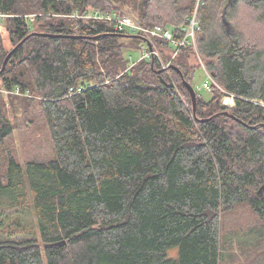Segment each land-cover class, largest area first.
Returning <instances> with one entry per match:
<instances>
[{
  "label": "trees",
  "instance_id": "16d2710c",
  "mask_svg": "<svg viewBox=\"0 0 264 264\" xmlns=\"http://www.w3.org/2000/svg\"><path fill=\"white\" fill-rule=\"evenodd\" d=\"M229 1L0 0L2 64L21 43L0 74V264H221L224 215L246 204L264 223V0ZM126 6L178 40L197 7L196 45L218 59L207 67L220 86L209 100L197 91L196 112L183 84L192 45L173 60L181 72L130 67L144 37L60 15ZM154 43L165 58L176 48ZM20 123L45 126L52 156L22 164L10 141ZM29 208L36 228L21 218ZM242 233L255 244L241 251L264 242V227Z\"/></svg>",
  "mask_w": 264,
  "mask_h": 264
},
{
  "label": "rangeland",
  "instance_id": "374dc122",
  "mask_svg": "<svg viewBox=\"0 0 264 264\" xmlns=\"http://www.w3.org/2000/svg\"><path fill=\"white\" fill-rule=\"evenodd\" d=\"M200 0H197V7ZM236 1V0H235ZM197 7L195 8L196 16L198 15ZM125 10H131L129 13H131L133 16H137L138 12L132 10V8L126 6ZM101 13H105V11H101L99 9H90V10H84L81 11L80 9H75L69 13H63L60 14L62 16L68 17L70 19H73L77 21V24L80 22H91V21H97V18H99ZM137 12V13H136ZM92 15V17H90ZM31 20L35 19V15L29 16ZM97 17V18H95ZM99 21H107L104 19H99ZM198 21V19H197ZM113 23V21H110ZM242 23H246L245 17H243ZM114 25V23H113ZM224 27V25H223ZM245 27V26H244ZM235 28V27H234ZM225 29V28H224ZM246 30V29H244ZM129 31V30H127ZM196 31L195 30V37H196ZM236 31V29H235ZM234 31V32H235ZM131 33V32H130ZM194 37L195 44L193 46V53H190L188 56V60L190 62V65L193 66L195 69V79L193 82V86L196 89V91H199L200 94L203 95V97L207 100H209L212 97V92L210 89L202 87L205 80H210V77L208 76L207 72L205 71V68L210 72V70L207 67V64L210 62H216L218 63L217 58H207L204 57L198 50L196 45V38ZM145 42V41H144ZM127 48L125 52L128 51ZM161 51V50H160ZM145 53V50L140 49L136 50L134 53L135 58L141 57ZM163 58L165 59L164 54L162 53ZM172 56V54H171ZM178 56L175 57L177 59ZM139 59V58H138ZM137 59V60H138ZM136 60V61H137ZM134 62V61H133ZM132 62V63H133ZM137 63V62H136ZM135 63V64H136ZM2 64V59L0 57V65ZM3 65V64H2ZM171 66V65H170ZM167 67L165 69H169L171 67ZM164 69V68H162ZM3 73V72H2ZM1 74V73H0ZM215 85L219 84L218 80L215 78ZM220 85V84H219ZM198 89V90H197ZM14 92L18 95H21V92L19 93ZM13 91H11L12 93ZM3 97L6 101V104L9 105L10 100L8 97V91L3 90ZM226 97V96H225ZM224 99V97H223ZM223 103V101H222ZM35 132L31 133L29 129H27L22 123L18 125V127L15 129L13 136L11 138V142L15 145V148L17 150V154L19 159L21 160L22 164L25 163L26 160L31 158H47L52 156L53 154V144L50 136H48L47 129L43 124L41 126H38L36 129H34ZM12 212V211H11ZM16 215V214H15ZM24 222L36 226V217L33 212V209H27L22 213L21 217ZM223 223H224V237L225 240L231 241L233 240L232 249L227 253V256L223 257V260L221 261V264H258L260 257H263V253L259 251V249L264 248V242L261 241L260 244L262 245H251L249 251H241L240 244H249L250 242H253L249 235L243 234L242 231H247L250 228H261L263 229L264 223L257 217V215L246 205H239L234 210L229 212L228 214L224 215L223 217ZM36 228V227H35ZM235 233L238 236H232L231 234ZM253 244H255L253 242ZM178 253V248H173L169 254L170 256H176ZM231 254V256H230Z\"/></svg>",
  "mask_w": 264,
  "mask_h": 264
},
{
  "label": "built area",
  "instance_id": "2783aa9c",
  "mask_svg": "<svg viewBox=\"0 0 264 264\" xmlns=\"http://www.w3.org/2000/svg\"><path fill=\"white\" fill-rule=\"evenodd\" d=\"M90 17H92V15ZM99 19L113 21L114 29L115 31H118V32H124V31L129 30L131 33H137V34L144 35L145 37L150 39L152 42L154 38L160 37V38L166 39L170 41L171 43H173L176 48L174 52L172 53V56L169 59L163 58L160 52V49H158V47L154 45V42H153V48H151L146 42L142 45L143 49L145 50V53L141 57H139L138 60H141V59L157 60L158 64L161 67H169L170 65H172L173 60L178 55V52L181 48L195 44V41H194L195 30L198 28L196 12L191 17L188 18L189 23L187 27L185 28V36L179 40L175 39L172 31L160 25H156L153 28L143 25L140 21L139 15L137 14V16H133L131 13H129V11H123V12H119V11L106 12L105 11V13L100 12V16L99 18H97V20ZM137 61H134L130 67H132ZM205 71L210 77V80L208 79L205 80L202 87L211 89V87L215 83V77L206 68H205ZM216 85L220 86L219 84H216ZM16 92L19 93V90H17ZM235 98H236V95L234 93L228 92L226 97L223 99V105L229 106V107L233 106L235 104Z\"/></svg>",
  "mask_w": 264,
  "mask_h": 264
},
{
  "label": "water",
  "instance_id": "95a60500",
  "mask_svg": "<svg viewBox=\"0 0 264 264\" xmlns=\"http://www.w3.org/2000/svg\"><path fill=\"white\" fill-rule=\"evenodd\" d=\"M233 1H235V0H230L229 2H233ZM226 13H227V7H225L224 10H223V25H224L225 31H226L227 34L235 33L234 32L235 28H234L233 24L228 20V18L226 16ZM41 34L47 36L46 33H41ZM116 35H121V34L116 33ZM52 36H56V35H52ZM20 44H18L16 47H14L8 53V55L6 56V58H5L4 62H3L2 68L0 69V73L4 72L8 61L10 60V58L12 57V55L14 54V52L16 51V49L18 48V46ZM170 67L175 69V70H177V71H179V72H181L180 69L177 66H175V65H171ZM164 70L165 69L157 70V71H158V73H162ZM183 84L187 87V89L189 90V92H190V94L192 96L194 112H196L197 105H198L197 91L194 88V86L189 81H187L185 79H183ZM170 86H174V84L170 83ZM263 194H264V185L258 191V195L259 196L260 195L263 196ZM66 243H67L66 240H61V241H57V242L46 244L45 246H48V247H59V246L65 245Z\"/></svg>",
  "mask_w": 264,
  "mask_h": 264
},
{
  "label": "bare ground",
  "instance_id": "6f19581e",
  "mask_svg": "<svg viewBox=\"0 0 264 264\" xmlns=\"http://www.w3.org/2000/svg\"><path fill=\"white\" fill-rule=\"evenodd\" d=\"M148 27H150V26H148ZM154 26H152L151 28H153ZM170 31H171V29H169ZM133 34H136V35H139V36H141V37H144V41L151 47V48H153V42H154V39H153V42L150 40V39H148L147 37H145L144 35H141V34H137V33H133ZM157 38H160V37H157ZM161 39H163V38H161ZM164 40H166V39H164ZM144 42V43H145ZM173 44V43H172ZM154 45H155V43H154ZM174 45V44H173ZM185 48V47H184ZM159 49V48H158ZM161 52V51H160ZM162 54V53H161ZM165 59H169V58H165ZM139 61V60H138ZM137 61V62H138ZM152 61V63H157L158 64V62H157V60H151ZM159 65V64H158ZM172 65H173V63H172ZM160 66V65H159ZM161 67V66H160ZM161 68H167V67H161ZM162 70V69H161ZM198 90V89H197ZM222 105H223V103H222ZM224 106V105H223Z\"/></svg>",
  "mask_w": 264,
  "mask_h": 264
}]
</instances>
